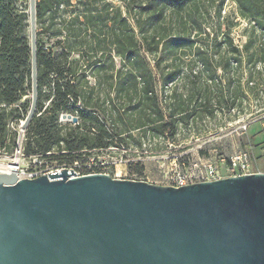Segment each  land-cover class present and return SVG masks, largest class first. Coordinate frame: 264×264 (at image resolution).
<instances>
[{"label":"trees","instance_id":"obj_1","mask_svg":"<svg viewBox=\"0 0 264 264\" xmlns=\"http://www.w3.org/2000/svg\"><path fill=\"white\" fill-rule=\"evenodd\" d=\"M116 1L36 0L37 104L26 155L130 140L142 148L146 138L173 140L195 116L248 112L253 100L264 107V0H231L235 12L227 0ZM30 56L27 9L0 0V149L8 152L17 138L10 123L31 102ZM61 112L76 123H60Z\"/></svg>","mask_w":264,"mask_h":264},{"label":"water","instance_id":"obj_2","mask_svg":"<svg viewBox=\"0 0 264 264\" xmlns=\"http://www.w3.org/2000/svg\"><path fill=\"white\" fill-rule=\"evenodd\" d=\"M36 111V0H28ZM76 117H73V121ZM0 264H264V171L182 186L0 173Z\"/></svg>","mask_w":264,"mask_h":264},{"label":"rangeland","instance_id":"obj_3","mask_svg":"<svg viewBox=\"0 0 264 264\" xmlns=\"http://www.w3.org/2000/svg\"><path fill=\"white\" fill-rule=\"evenodd\" d=\"M114 4L116 0H111ZM20 8L27 9L28 0H18ZM225 10L236 11L235 4L227 0ZM242 22L233 29L232 36L235 43L244 42ZM93 82V78L89 77ZM159 91V82L156 83ZM168 92H165V94ZM264 95H262V98ZM29 96H23L21 101L28 99ZM252 101V106L248 112L241 113L239 110L227 111L225 109L216 111L210 116H195L185 124H179L173 140L163 139L162 137L146 138L142 147L146 148L143 155H139L141 148L130 140L128 146L133 151H127L123 156L130 159L129 162L117 165V171L120 173L129 172L136 177L144 178L149 182L161 184L163 182V172L168 162L177 157L180 160H192L196 157L215 158L218 155L228 156L240 150L253 151L257 165L264 169V107H258ZM20 121L10 123L12 130L19 128ZM246 125L245 129H241ZM137 136L136 132L134 134ZM145 143V145H144ZM117 147L120 143L117 142ZM252 149V150H251ZM114 158L119 157L118 151L110 153ZM164 157V158H162ZM130 165V166H129ZM143 165V172H139V167ZM131 169V171L129 170Z\"/></svg>","mask_w":264,"mask_h":264},{"label":"built area","instance_id":"obj_4","mask_svg":"<svg viewBox=\"0 0 264 264\" xmlns=\"http://www.w3.org/2000/svg\"><path fill=\"white\" fill-rule=\"evenodd\" d=\"M73 117L76 116L61 112L58 121L60 123H76L77 117L75 121H73ZM19 121V128L15 129L17 138L13 149L10 152L0 149V173L14 171L18 179H32L41 175L60 174L65 169L70 177L107 173L117 178L145 180L129 172L122 174L117 171V165L130 161V159H125L123 155L127 151H133L121 143L119 147L115 143L105 148L92 147L72 151L64 149L63 146L53 147L45 153L26 155L23 146L25 130L21 129L23 119ZM245 128L246 125L241 126V129ZM113 151H118V158H114L110 154ZM135 152H139V155H143L144 152L147 153L144 147ZM259 171L254 155L248 150H240L228 156L218 155L215 158L196 157L192 160H180L175 157L171 162H168L163 172L161 184L178 187L197 181H212Z\"/></svg>","mask_w":264,"mask_h":264},{"label":"crops","instance_id":"obj_5","mask_svg":"<svg viewBox=\"0 0 264 264\" xmlns=\"http://www.w3.org/2000/svg\"><path fill=\"white\" fill-rule=\"evenodd\" d=\"M252 150V149H251ZM252 154H253V151L251 152ZM254 155V154H253ZM255 156V155H254ZM260 169V168H259ZM260 171H264V169H260ZM147 181H149V180H147ZM153 183V182H152Z\"/></svg>","mask_w":264,"mask_h":264}]
</instances>
